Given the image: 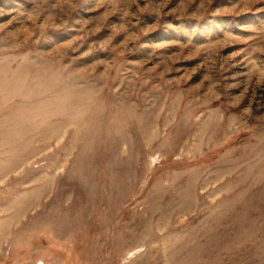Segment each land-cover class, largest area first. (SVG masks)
<instances>
[{"label": "rangeland", "instance_id": "1", "mask_svg": "<svg viewBox=\"0 0 264 264\" xmlns=\"http://www.w3.org/2000/svg\"><path fill=\"white\" fill-rule=\"evenodd\" d=\"M0 264H264V0H0Z\"/></svg>", "mask_w": 264, "mask_h": 264}]
</instances>
